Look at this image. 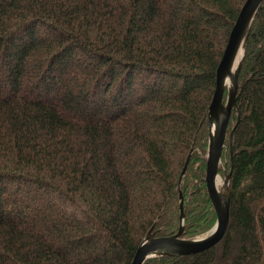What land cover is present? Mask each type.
Masks as SVG:
<instances>
[{
  "label": "trees",
  "instance_id": "trees-1",
  "mask_svg": "<svg viewBox=\"0 0 264 264\" xmlns=\"http://www.w3.org/2000/svg\"><path fill=\"white\" fill-rule=\"evenodd\" d=\"M245 1L0 0V264H131L180 194L185 238L214 227L208 112ZM237 110L223 239L144 264H264V2Z\"/></svg>",
  "mask_w": 264,
  "mask_h": 264
},
{
  "label": "water",
  "instance_id": "water-1",
  "mask_svg": "<svg viewBox=\"0 0 264 264\" xmlns=\"http://www.w3.org/2000/svg\"><path fill=\"white\" fill-rule=\"evenodd\" d=\"M264 0H246L232 28L230 37L216 73V90L208 112V153L205 183L208 195L216 212V223L213 229L200 237H184L185 214L183 197L180 194V228L171 236H158V231L149 230L135 253L131 264H144L156 257H183L203 252L217 245L224 237L229 220L231 204V171L223 179L219 169L228 125L233 111L237 110L239 91V74L246 57L248 39L255 18ZM227 91L226 101L223 102ZM235 127L230 132V140ZM191 150L179 179V189L192 157ZM221 180V181H219Z\"/></svg>",
  "mask_w": 264,
  "mask_h": 264
},
{
  "label": "rangeland",
  "instance_id": "rangeland-1",
  "mask_svg": "<svg viewBox=\"0 0 264 264\" xmlns=\"http://www.w3.org/2000/svg\"><path fill=\"white\" fill-rule=\"evenodd\" d=\"M250 37V36H249ZM249 40V39H248ZM73 61H75V62H78V61H80V56H79V54H76V55H74L73 56ZM224 98H225V100L223 101V102H225L226 101V98H227V91L225 92V94H224ZM50 97H52V96H50ZM49 97V98H50ZM88 109L90 110V109H92V106H91V104L89 105V107H88ZM233 113V112H232ZM231 117H232V115H231ZM230 120H231V118H230ZM229 124H230V122H229ZM228 129H229V125H228ZM227 132H228V130H227ZM208 137H209V129H208ZM226 138H227V134H226ZM225 142H226V139H225ZM207 153H208V151H207ZM207 157V156H206ZM191 161V160H190ZM220 167H221V165H220ZM207 169V168H206ZM225 173H228L226 170L225 171H223V172H220V176L222 177L221 179H223L224 178V176H225ZM219 181H221V180H219ZM216 213V212H215ZM185 224V223H184ZM215 226V225H214ZM213 229V228H212ZM211 229V230H212ZM210 230V231H211ZM179 231V230H178ZM210 231H208V232H206V233H204L203 235H205V234H207V233H209ZM202 235V236H203Z\"/></svg>",
  "mask_w": 264,
  "mask_h": 264
},
{
  "label": "bare ground",
  "instance_id": "bare-ground-1",
  "mask_svg": "<svg viewBox=\"0 0 264 264\" xmlns=\"http://www.w3.org/2000/svg\"><path fill=\"white\" fill-rule=\"evenodd\" d=\"M232 141H233V140H232ZM232 141H231V142H232ZM13 217H14V216H13Z\"/></svg>",
  "mask_w": 264,
  "mask_h": 264
}]
</instances>
